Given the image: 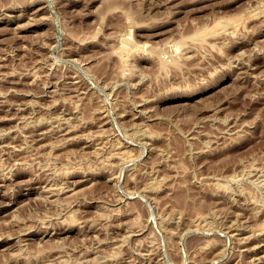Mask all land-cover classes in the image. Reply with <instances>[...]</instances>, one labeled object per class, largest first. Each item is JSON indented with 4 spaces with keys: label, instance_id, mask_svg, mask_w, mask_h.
<instances>
[{
    "label": "rangeland",
    "instance_id": "rangeland-1",
    "mask_svg": "<svg viewBox=\"0 0 264 264\" xmlns=\"http://www.w3.org/2000/svg\"><path fill=\"white\" fill-rule=\"evenodd\" d=\"M260 226L264 0H0V264H264Z\"/></svg>",
    "mask_w": 264,
    "mask_h": 264
},
{
    "label": "bare ground",
    "instance_id": "bare-ground-1",
    "mask_svg": "<svg viewBox=\"0 0 264 264\" xmlns=\"http://www.w3.org/2000/svg\"><path fill=\"white\" fill-rule=\"evenodd\" d=\"M44 9H45V8H44ZM34 12H35V11H34ZM126 33H127V32H126ZM122 34H123V33H122ZM124 34H125V33H124ZM130 34H131V33H130ZM130 34L127 33V34H126L127 36L123 38V41H125V42H127V43H132L135 39L133 40L134 37H133V38L131 37V35H133V34H131V35H130ZM120 36H121V35H120ZM133 36H134V35H133ZM117 38H118V37H117ZM118 40H119V39H118ZM136 42H137V41H136ZM133 43H135V41H134ZM137 44H138V43H137ZM118 45H119V44H118ZM120 46H121V45H120ZM120 46H119V47H120ZM125 46H126V45H124L123 50L120 49V48H118L119 51L121 50V52H119V53H120V56H121V53L124 52L125 50H126V52H127V49H126V48L128 47V45H127L126 48H125ZM130 46L132 47V45H130ZM134 47L136 48L137 46L135 45ZM132 48H133V47H132ZM132 48H131V50H132ZM138 48H139V46H138ZM140 48L142 49V47H140ZM115 49H117V48H115ZM124 49H125V50H124ZM118 50H117V51H118ZM128 50H130V48H128ZM132 51H133V50H132ZM113 52H114V51H113ZM115 52H116V51H115ZM126 52H125V53H126ZM125 53H124V55H125ZM129 53H130V52H129ZM126 54H127V53H126ZM130 54H132V52H131ZM130 54H129V55H130ZM118 55H119V54H118ZM129 55H128V56H129ZM122 56H123V55H122ZM125 56H126V55H125ZM121 58H123V57H121ZM125 59H127V57H126ZM162 59H163V58H162ZM161 61H163V60H161ZM163 62H166V61H163ZM161 63H162V62H161ZM162 64H163V63H162ZM122 152H123V151H122ZM122 152H121V155H118V156L121 157V159H127V157H128L129 155H127V154L125 153L126 151H124V153H122ZM119 154H120V153H119ZM130 155H131V154H130ZM116 156H117V153H116ZM118 156H117V157H118ZM129 158H130V157H129ZM124 161H125V160H124ZM74 184H76V183H74ZM71 186H72V185H71ZM75 186H76V185H75ZM51 187H52V186H51ZM69 187H70V186H69ZM52 188H53V187H52ZM52 188H50V189H52ZM71 188H72V187H71ZM48 189H49V188H48ZM58 190H59V189H58ZM62 190H63V189H62ZM62 190H61V191H62ZM50 191H51V190H50ZM148 191H149V190H148ZM52 193H53V192H52ZM56 193H57V192H56ZM260 227H261V226H260ZM263 228H264V227H263ZM261 230H264V229H262V227H261V228H258L256 231L260 232ZM235 232H236V231H235ZM261 242H262V241H261ZM259 245H260V244H259ZM259 245H258V246H259ZM259 247H260V246H259ZM259 247H258V248H259Z\"/></svg>",
    "mask_w": 264,
    "mask_h": 264
}]
</instances>
